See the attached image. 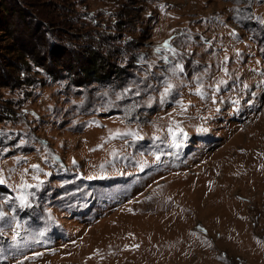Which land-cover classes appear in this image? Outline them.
<instances>
[{
    "label": "rangeland",
    "instance_id": "374dc122",
    "mask_svg": "<svg viewBox=\"0 0 264 264\" xmlns=\"http://www.w3.org/2000/svg\"><path fill=\"white\" fill-rule=\"evenodd\" d=\"M0 22V264H264V0H0ZM257 129V169L229 177L219 153Z\"/></svg>",
    "mask_w": 264,
    "mask_h": 264
},
{
    "label": "bare ground",
    "instance_id": "6f19581e",
    "mask_svg": "<svg viewBox=\"0 0 264 264\" xmlns=\"http://www.w3.org/2000/svg\"><path fill=\"white\" fill-rule=\"evenodd\" d=\"M257 121L259 122L260 119L259 118L255 119L253 121V123L256 124ZM253 128L254 127H252V129ZM248 129H250V128L248 127ZM260 130L261 129L255 130V131H257L256 133L249 132V134L247 135V140L245 142H243L244 140L243 141H240V142H237V140H235L234 142L231 141L232 142V143H230L231 145L230 144L229 145H226L223 148V150L219 153L220 159H222L221 162L223 163V166L226 165V167H227V171L226 172H227V175L229 177L234 176V173L235 172L241 173V172L245 171V172L248 173L251 169H253V167H255V169H257L256 168L255 159L252 158L251 153H247L248 152L247 149L250 146H253V143L256 142L255 139H254V137L256 135L259 136L258 134L261 133ZM243 132H245V131H243ZM237 145H239V146H237ZM250 148H253V147H250ZM257 150L260 151L261 148H259ZM257 150H256L257 153H255V156L259 154V151H257ZM220 159H218V161ZM218 161H215L213 164H216V162L219 163ZM221 162H220V165H222ZM208 169H209L208 171H206L204 174H202V176H203V177H201L202 180H205L206 178H208L211 175L214 176L213 171L210 170L211 168H208ZM173 178H174V176L171 179H173ZM230 179L231 178H228V182L230 181ZM253 179H255V178H253ZM214 181H215V184H216L215 187H213L211 189H206V191H205L206 203L208 202L209 205L216 203L217 202L216 201V198L223 192L222 191V184L224 182V179H221V178L218 177V178H214ZM228 182H227V180L225 181V183H228ZM252 182H254V180H252ZM164 187L165 186H163V187H161L159 189L158 188L156 189L155 186L154 187H151V190H150V193H149L150 195L147 197L149 199L146 201V203L152 202L151 208L154 205V202L153 201L155 200V198H156L157 195L162 196L165 193L167 194V192H168L169 189L168 190L167 189L165 190ZM170 187H171V185H170ZM138 200L141 201V202H143L142 199H138ZM144 207L146 208V206H144ZM142 212H143V207H137V211L130 210V207H129L128 210L122 215L123 216V220H126L125 218H127L126 221H129V219L130 220L133 219L132 216L136 220H138L137 219L138 217H143V216H141V213ZM200 213H201V217H202V219L204 221H206L208 223H212L213 222L212 219L214 218V222L213 223H215V221L218 222L216 220V217L219 216L218 215L219 213H218V211L216 212L215 205H213L212 208H207L205 210L203 209L202 212H200ZM195 215H197V214H193L192 216H195ZM220 215H222V214H220ZM193 218L194 217L190 218L189 220H191ZM219 218H220V216H219ZM189 220L187 222H185V221L184 222H181L180 223L181 224L180 226H183L184 223L186 225L190 224V221ZM113 222H115V225H113L115 227H113V229H112L113 231H111V235L114 233L115 230H119L121 228L120 227L121 226V220H113ZM152 226H160V225L157 224V223H155V222H153V220L152 221L151 220L150 221L149 220H143V221L139 222L138 225H134V228L136 230L140 231V232L141 231L142 232H145V231H148V230L152 229L153 228ZM106 237H107L106 230L105 229L100 230L99 233L97 235H95V240H93L90 243H87L85 245L89 249V254H92V255H94L97 258H98V256L103 258V257H106V255L107 256L113 255L115 253V251H116L115 249L117 248L116 247L117 245L112 244L111 242H113V241H110V239H108V242L105 241L106 240ZM95 257H94V259H95ZM119 260H121V258H119Z\"/></svg>",
    "mask_w": 264,
    "mask_h": 264
},
{
    "label": "trees",
    "instance_id": "16d2710c",
    "mask_svg": "<svg viewBox=\"0 0 264 264\" xmlns=\"http://www.w3.org/2000/svg\"><path fill=\"white\" fill-rule=\"evenodd\" d=\"M0 29L2 31H6L8 29V24L6 22H0ZM44 38V37H43ZM37 43V42H36ZM36 45L35 47L34 46H26V44H23L21 42H17V44H15L14 46H11V49L14 50L15 52H18L21 54V59L24 60L26 57H30L33 61H35L37 64L43 66L45 65V60L46 59H50L51 60V57L50 58H45L44 57V54H45V50H41L40 49V46ZM90 53H86V54H79L78 53V56H76V61H78V65H79V71L81 72V70L84 72V75L86 74L89 79H90V76L92 75V77H94V74L98 71H102V68L104 67L103 63H106V60L105 58L101 57L100 53L97 52V51H94V49H90L89 50ZM88 51V52H89ZM44 52V54H43ZM48 52V51H47ZM51 55L52 57H57L59 56L58 53H56L53 50H51ZM67 63H70L71 62L73 63V60L69 59V60H66ZM24 62V61H23ZM103 62V63H102ZM75 63V61H74ZM22 64V62H21ZM60 65L62 66H66L65 63H59ZM11 65H15L16 64L14 62H11ZM24 65H21L20 68H22ZM98 66V68H97ZM6 68L5 67H0V72L3 73L0 78L2 79L4 77V73H6ZM50 70H52L51 72H54V69H52L51 67H49ZM108 71H112V67L111 66H108ZM82 73V72H81ZM99 78V77H98Z\"/></svg>",
    "mask_w": 264,
    "mask_h": 264
},
{
    "label": "snow or ice",
    "instance_id": "6c2138e0",
    "mask_svg": "<svg viewBox=\"0 0 264 264\" xmlns=\"http://www.w3.org/2000/svg\"><path fill=\"white\" fill-rule=\"evenodd\" d=\"M0 183H3V181H0Z\"/></svg>",
    "mask_w": 264,
    "mask_h": 264
},
{
    "label": "crops",
    "instance_id": "0c3cea01",
    "mask_svg": "<svg viewBox=\"0 0 264 264\" xmlns=\"http://www.w3.org/2000/svg\"><path fill=\"white\" fill-rule=\"evenodd\" d=\"M159 264H160V262H159Z\"/></svg>",
    "mask_w": 264,
    "mask_h": 264
}]
</instances>
